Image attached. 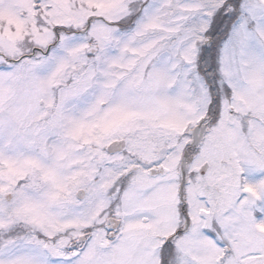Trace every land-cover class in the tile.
<instances>
[{"label":"snow or ice","instance_id":"1","mask_svg":"<svg viewBox=\"0 0 264 264\" xmlns=\"http://www.w3.org/2000/svg\"><path fill=\"white\" fill-rule=\"evenodd\" d=\"M0 264H264V0H0Z\"/></svg>","mask_w":264,"mask_h":264}]
</instances>
